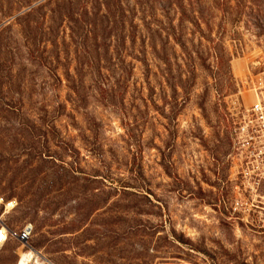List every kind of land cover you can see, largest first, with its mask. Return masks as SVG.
<instances>
[{"label": "rangeland", "instance_id": "rangeland-1", "mask_svg": "<svg viewBox=\"0 0 264 264\" xmlns=\"http://www.w3.org/2000/svg\"><path fill=\"white\" fill-rule=\"evenodd\" d=\"M70 1L0 0V262L264 264V0Z\"/></svg>", "mask_w": 264, "mask_h": 264}, {"label": "built area", "instance_id": "built-area-1", "mask_svg": "<svg viewBox=\"0 0 264 264\" xmlns=\"http://www.w3.org/2000/svg\"><path fill=\"white\" fill-rule=\"evenodd\" d=\"M258 110L261 112L260 117ZM263 114L264 113L260 108L258 107L256 109L251 108V117L249 116L247 126L242 129L244 135L238 134L237 133L238 131L236 132L234 137L232 135L231 147L233 146V148L236 149V146L237 145L239 146L241 144L240 139H242L243 136L245 135H251V137L253 138L259 135L264 136V125L259 121V119L264 120ZM239 135L242 137H240ZM260 145L263 146L262 143H260ZM251 154L254 155L255 154L254 151H251ZM247 158H248L247 164H249L253 156H247ZM260 161H261L260 163H256L255 165H253L251 169L249 168L245 169L241 173V176H243L244 179H248L249 177L252 180L251 189L256 192L258 197L262 195L261 187L264 185V157L260 159ZM261 198H263L264 200V197ZM258 203H259L258 205H254L253 203H251L249 210H253V208H255L256 210L260 209L261 211H264V207H263L264 202L258 201ZM235 205L236 208H234V210L237 211L239 210V208L237 207L242 206V202L236 201ZM33 232L34 229L31 224L24 225L20 233L16 236L17 241L23 245L26 244L31 239ZM9 234H10L9 228L6 226L3 219L0 217V248L7 243Z\"/></svg>", "mask_w": 264, "mask_h": 264}, {"label": "trees", "instance_id": "trees-1", "mask_svg": "<svg viewBox=\"0 0 264 264\" xmlns=\"http://www.w3.org/2000/svg\"><path fill=\"white\" fill-rule=\"evenodd\" d=\"M81 1L82 0H75V2L74 3H76V2H78L77 3V6L78 5H80L81 4ZM70 2H73L72 0L70 1ZM86 3H87V1H84V5L82 6V9H81V11H80V14H79V17H81L82 18V21H84V19L89 15V9L86 7ZM68 4H70V3H68ZM111 4H113V3H111ZM104 5H105V10H104V12H103V17H105L107 20V23L109 24V22H110V19H112L113 21H117L118 19H120V14L122 13V8H121V4L118 2V7H117V5L114 3L113 5L114 6H116L117 8L116 9H112L111 7V5H110V3H109V1H107V0H105V3H104ZM46 5L45 4H43V5H40V6H38L37 7V9H34V11L32 12H28L27 13V17H29V16H31L32 15V13H34V12H36V11H38V10H40V9H42L43 7H45ZM180 6H182V5H180ZM59 9H60V7H58ZM101 10V9H100ZM59 13H60V16H61V9H60V11H59ZM74 13H67V15H65V19L67 20V21H69V22H73V23H79V18L78 19H76L75 17H74ZM85 17V18H84ZM62 19V18H61ZM64 19V20H65ZM89 23V24H88ZM87 24H85L86 26H88V25H91V26H93L94 27V25H95V23L93 24V23H90V22H88ZM8 228H9V226L8 225H6ZM10 229V228H9ZM33 234H34V232H33ZM172 234H173V236L174 235H176V233H175V231H173L172 232ZM181 241H182V239H180ZM0 264H5V263H2V262H0Z\"/></svg>", "mask_w": 264, "mask_h": 264}, {"label": "bare ground", "instance_id": "bare-ground-1", "mask_svg": "<svg viewBox=\"0 0 264 264\" xmlns=\"http://www.w3.org/2000/svg\"><path fill=\"white\" fill-rule=\"evenodd\" d=\"M40 258L41 257L39 256V254L34 253L33 251L30 253H23V254H21V258H20L18 264H28V262L30 260H32V262L33 261L38 262Z\"/></svg>", "mask_w": 264, "mask_h": 264}]
</instances>
